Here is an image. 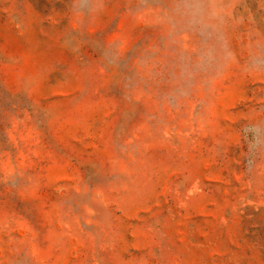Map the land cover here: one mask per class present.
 <instances>
[{
    "label": "rangeland",
    "instance_id": "1",
    "mask_svg": "<svg viewBox=\"0 0 264 264\" xmlns=\"http://www.w3.org/2000/svg\"><path fill=\"white\" fill-rule=\"evenodd\" d=\"M0 264H264V0H0Z\"/></svg>",
    "mask_w": 264,
    "mask_h": 264
}]
</instances>
